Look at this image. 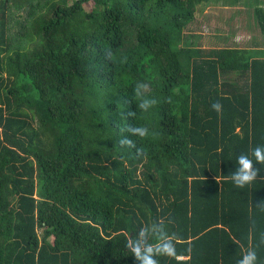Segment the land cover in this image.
Here are the masks:
<instances>
[{
  "label": "trees",
  "instance_id": "16d2710c",
  "mask_svg": "<svg viewBox=\"0 0 264 264\" xmlns=\"http://www.w3.org/2000/svg\"><path fill=\"white\" fill-rule=\"evenodd\" d=\"M212 2L0 0V264H139L153 221L158 264H264V165L231 179L264 145V5L253 47H206L186 32Z\"/></svg>",
  "mask_w": 264,
  "mask_h": 264
},
{
  "label": "clouds",
  "instance_id": "9594fccd",
  "mask_svg": "<svg viewBox=\"0 0 264 264\" xmlns=\"http://www.w3.org/2000/svg\"><path fill=\"white\" fill-rule=\"evenodd\" d=\"M146 87L147 85L144 83H137L135 91L138 98L143 96V89ZM154 103V99L145 97L140 100L139 107L147 111ZM212 108L219 113L222 105L217 101L212 104ZM128 130L140 138L150 135V129L147 126H129ZM120 143L132 145L133 141L124 137ZM254 161L264 165V145H257L252 148L251 155L240 153L236 156L235 171L231 173V179L235 186L244 188L256 179L260 169L254 167ZM173 239L174 234H168L162 221L159 223L153 221L142 225L136 232L135 237L128 240L127 247L139 264H158L157 256L176 255ZM257 262V251L254 248H248L244 251L242 258L237 261V264H257Z\"/></svg>",
  "mask_w": 264,
  "mask_h": 264
},
{
  "label": "rangeland",
  "instance_id": "374dc122",
  "mask_svg": "<svg viewBox=\"0 0 264 264\" xmlns=\"http://www.w3.org/2000/svg\"><path fill=\"white\" fill-rule=\"evenodd\" d=\"M246 1L230 3L218 0L207 5L203 13L197 15L196 22L187 29L186 34L191 35L189 40L206 47H253L258 26L248 4L255 0H248V4Z\"/></svg>",
  "mask_w": 264,
  "mask_h": 264
},
{
  "label": "crops",
  "instance_id": "0c3cea01",
  "mask_svg": "<svg viewBox=\"0 0 264 264\" xmlns=\"http://www.w3.org/2000/svg\"><path fill=\"white\" fill-rule=\"evenodd\" d=\"M260 4L264 5V0H259ZM257 2V3H259ZM232 19V18H231ZM233 20V19H232Z\"/></svg>",
  "mask_w": 264,
  "mask_h": 264
}]
</instances>
